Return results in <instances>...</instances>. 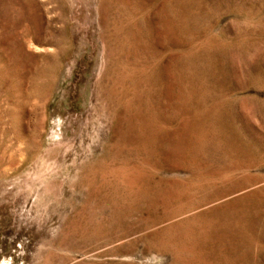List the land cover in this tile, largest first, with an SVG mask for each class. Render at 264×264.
I'll use <instances>...</instances> for the list:
<instances>
[{
    "label": "rangeland",
    "instance_id": "rangeland-1",
    "mask_svg": "<svg viewBox=\"0 0 264 264\" xmlns=\"http://www.w3.org/2000/svg\"><path fill=\"white\" fill-rule=\"evenodd\" d=\"M157 1L0 0V264H264V0H188L198 36L156 58L224 74L227 132L262 150L240 165L121 141L108 94L138 60L118 36ZM151 122L175 140L182 119Z\"/></svg>",
    "mask_w": 264,
    "mask_h": 264
},
{
    "label": "bare ground",
    "instance_id": "bare-ground-1",
    "mask_svg": "<svg viewBox=\"0 0 264 264\" xmlns=\"http://www.w3.org/2000/svg\"><path fill=\"white\" fill-rule=\"evenodd\" d=\"M157 2L159 4L155 11L158 19L154 23L145 19L142 35L134 38V41L128 38L127 33L123 38L118 36V49L126 54H134L138 60L133 68L126 70L124 78H118L120 91L109 90L108 94L115 95L114 115L120 121L116 129L121 141L130 133L153 145L155 152H233L237 165L243 162L249 164L256 155L254 153L262 150L251 147L249 139L237 134L234 142L233 135H230L229 132L236 129L231 113L236 102L228 100L232 88L226 84L224 74L201 72L198 80L193 75L189 81L182 76V72L187 70L186 65L175 63L172 59L159 69L156 58L162 60L165 57V53L161 55L162 46L170 52L171 47L167 44L174 41L184 44L187 40L183 41L181 37H196L199 32L187 25L190 22L186 10L188 0ZM179 5L183 7L181 12ZM148 59L155 64L150 66ZM194 74L200 73L195 70ZM125 79L131 88L124 87ZM172 113L177 114L182 123L174 132L175 140H168L162 137L164 134L157 127H152L151 120L161 119L162 124L168 125ZM147 130L152 136L147 135ZM241 217L245 218L244 215L236 216L237 221Z\"/></svg>",
    "mask_w": 264,
    "mask_h": 264
}]
</instances>
